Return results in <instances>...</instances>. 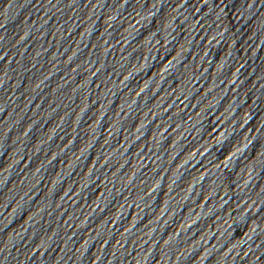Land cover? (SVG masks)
<instances>
[{"label":"water","instance_id":"95a60500","mask_svg":"<svg viewBox=\"0 0 264 264\" xmlns=\"http://www.w3.org/2000/svg\"><path fill=\"white\" fill-rule=\"evenodd\" d=\"M0 264H264V0H0Z\"/></svg>","mask_w":264,"mask_h":264}]
</instances>
